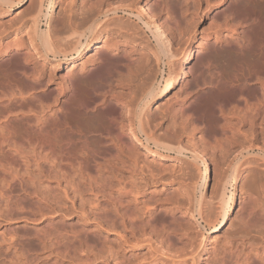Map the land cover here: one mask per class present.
Wrapping results in <instances>:
<instances>
[{"label":"bare ground","instance_id":"obj_1","mask_svg":"<svg viewBox=\"0 0 264 264\" xmlns=\"http://www.w3.org/2000/svg\"><path fill=\"white\" fill-rule=\"evenodd\" d=\"M19 1V5L24 2V0ZM50 1L47 12L42 13L47 21V29L41 31L36 27L34 31L36 43H40V47H45L48 51L47 57L52 56L55 59L63 57L66 60L65 65H69L86 55L94 37L103 33L108 34L105 39L99 38L93 44L96 52L91 56L100 64L87 71L89 75L95 74L99 80L100 90H95V98L87 102L81 101L82 99L76 100L74 92L69 97L65 93L64 98L66 96L68 98L63 101L55 100L61 106L55 116L60 117L58 120L61 119L62 122L56 119L57 124L56 122L52 124L53 117L46 118L44 115L50 107L43 104L48 95L47 84L44 81L46 78H43V74L39 75L40 72H36L35 69L29 71L26 67L14 66V59H17L15 55L18 54L16 51L13 54L11 50H6L5 55L0 56L2 60L0 67H4L7 77V81L0 82V104L3 106L13 104L14 106L16 102L21 101L25 104L28 100L38 104L36 111L30 109L29 112H33L31 115H28V112V114L22 112L0 117V218L7 224L5 230L11 231L14 234L13 237H16V241L11 242L7 247V252L0 247V264H43L46 258L48 260L44 264H48L52 261L50 256L65 257L70 252L81 254L88 249L91 242V237L88 235L81 236L77 233H73L72 236L64 235L63 214L60 213L61 204L57 196H52L53 201L50 202L45 192L39 193L27 187L20 176L15 159L20 157L26 164L24 159L29 152L37 160L38 171L45 180H49L56 169L62 171V167H75L76 169L78 166L80 168L78 174L86 176L90 172L89 166L98 171L101 161L114 152L117 158L112 162L114 163L112 170L108 169L107 174L117 182V185H113L112 188L115 196L111 209L112 230L117 237V244L124 248L129 247L131 237L140 233L142 237L149 238L148 242L154 240L159 245L158 252L171 258L173 264H177L175 259L180 260L185 254L180 253L177 248L178 241L181 237L183 238V234L179 233L180 231L175 226L176 219L181 216L178 214L175 203H171L170 206L167 204L168 207H165L147 198L142 203L133 205L130 200L133 190L124 182L123 187H120L122 184L120 175L130 173L134 176L142 173L144 168L140 166L139 145L145 148L147 156L155 158L163 155L151 149L152 144L158 150L175 152L181 156L189 152L190 149L185 148L180 142L177 146L164 145L162 147L163 145H160L156 130L152 129L148 109L157 97H168L175 87L185 82L193 71L199 69L192 67L195 54L198 56L201 52L209 53L211 48L216 50L223 41L226 45L233 44L235 47L233 50L235 53H233L242 60L250 55L253 60L248 61L249 65H243V63L241 66H235L227 76L218 72L213 78L205 79L200 75L201 78H197L192 86L194 95L183 101L175 110L180 120L179 131L184 134L192 129L193 132L206 133L211 116L217 111L220 114L225 113L226 102L221 99L215 100L211 107L209 106L210 108L202 104V100H206L209 93L214 90L220 91L221 94L222 92H230V94L235 92L245 103L250 102L249 100L253 97L255 108L253 117L261 118L264 111V9L262 8L264 0H240L242 3L249 4L250 7L244 9L247 7L244 5L239 11L229 12V15L224 18L223 27L215 31L214 35L205 36L196 51L191 45L187 46L188 51L182 62L178 57L186 49V44H181L183 40L181 42L179 33L185 12L183 9L177 11L173 8L172 0H158L159 14L165 17L162 22L159 17L146 16L144 11H139L135 4H121L116 7L107 4V9H105L106 5L100 4L101 9L83 14L77 23L74 14L69 16L68 24L66 23L68 34L64 33L65 35L58 37L51 34L49 27L57 0ZM175 1L182 5L183 1ZM193 1L198 4L204 2L208 8H212L213 0ZM0 2L6 5L13 3L9 0H0ZM225 31L229 32L227 38L223 37ZM143 34L148 35V39L141 37ZM139 40L141 42L147 40L145 49L149 52L146 53L145 50H140L133 45ZM35 49L38 51L39 47L38 50ZM26 54L28 53L21 55L28 57ZM153 60L157 65L164 63L171 70L164 79V84L161 83L162 85L157 82L158 73L152 69ZM199 61L208 68V71H211L210 61ZM79 73L80 70L76 72V74ZM60 92H65L64 88L59 90L58 95ZM72 104L75 105L77 112L73 118L68 119L73 115H70ZM91 114H96L94 116L98 120L97 126H86V128L83 127L84 129L78 128L79 130H73V127L69 126L71 124L69 120L77 123L85 122L88 125L86 121L90 120ZM20 115H22L21 118H12ZM125 130H128L131 136L127 135ZM201 159L204 174L203 179L202 175L200 177L201 197L195 203V212L204 224L206 223L205 230L210 234L220 231L227 219L228 212H225L227 201L226 194L218 200L220 202L215 206L208 205L209 202L204 201L206 198H203V193L211 182V176L207 160L204 157ZM237 170L234 169L233 173L231 171L232 179L237 177ZM150 179V184L153 185L160 181L154 172ZM154 191H151L150 197L156 194ZM229 201L232 205L233 194ZM211 212L216 213L214 214L216 217H213ZM159 214H165L170 220L158 221L157 215ZM52 215L56 217L52 219ZM98 224L99 227H103L102 223ZM42 225L46 230H40ZM176 242H178L177 245ZM249 247L252 250L246 254V264H264V242L262 241L256 248L252 245ZM233 248L230 253L224 254L225 256L218 260V264H235L234 261L240 259L237 258L240 252L237 255V249ZM46 250L49 251L44 259L43 255ZM131 257L127 254L119 255L116 251L113 254V263L131 264L125 259L130 261ZM155 262L152 260L149 264Z\"/></svg>","mask_w":264,"mask_h":264},{"label":"rangeland","instance_id":"obj_2","mask_svg":"<svg viewBox=\"0 0 264 264\" xmlns=\"http://www.w3.org/2000/svg\"><path fill=\"white\" fill-rule=\"evenodd\" d=\"M9 1L13 2L9 3L10 7L9 4L6 5V3L0 2V56L5 55L6 50H11L13 54L18 52L20 54L15 55L17 59H14V66L26 67L29 71L35 69L36 72H40L39 75L43 74L49 92H47L48 95L43 104L45 103L44 105L50 107L44 115L46 118L52 116V124L55 122L57 124L61 119L58 120L60 117L55 116V113L61 106L55 100L63 101L74 92L76 100L80 101L82 99L81 101L87 102L95 98L94 92L100 90L99 80H97L95 74L89 75L87 71L96 68L100 64L92 57L96 52L93 44L99 38L105 39L108 34L103 33L100 35L101 37H94L89 44V47H91L84 57L65 65L66 60L63 57L58 59L52 56L47 57L48 51L44 46L40 47L41 44H37L34 37L36 27L40 28L41 31L47 29V21L42 13L47 12L46 9L51 1L24 0L21 5H19V0ZM181 1H183L182 5L172 0L173 8H176L177 11L183 9L185 12V18L181 21L179 33L181 42L183 40L181 44H186V46L184 45L186 49L178 57L181 62L188 51V47H190L189 45L196 51L197 46L205 36L214 35L215 31L223 27L224 18L229 15V12L231 13L232 10L239 11L244 5L247 6L244 9L250 7L249 4L242 3L240 0H213L212 8H208L204 2L198 4L193 0ZM129 3L131 5L135 4L139 11L143 10L146 16L159 17L161 22L165 19L159 14L160 5L158 0H57L56 8L49 21L51 34L54 37L65 35L69 31L67 30L68 17L73 14L76 16L77 23L83 14L101 9L100 4L106 5L105 9H107V4L116 7L121 4L128 5ZM255 5L254 7H256ZM262 8L264 9V5H262ZM143 30L145 31L144 28ZM148 35L150 34L148 33ZM148 35L143 34L141 37L148 39ZM227 35H229V32L225 31L223 37L227 38ZM145 41L147 40L143 42L139 40L133 45L140 50H145L147 53L149 50L145 49L147 45ZM36 45H38L39 50ZM218 46L220 47L216 50L211 48L209 53L201 52L198 56L195 54L192 67L199 69L193 71L185 82L175 87L168 97H157L148 109L152 129L156 130L160 145H163L162 147L164 145H168V147L169 145L177 146L180 142L185 148L190 149L189 152L181 156L175 152L158 150L152 144L150 148L159 151L163 155L155 158L147 156L145 148L139 145L140 166L144 168L142 173L134 176L130 173L120 175L122 180L120 187H123L124 182L133 190L130 196L133 205L151 198L156 204L165 207L175 203L178 214L182 216V213H184L182 217L178 215L180 217L177 216L178 219L175 221L177 230L183 234V238L181 237V240L178 241L179 243L176 242L179 249L177 250L185 254L182 259H175L177 264H218V260L230 253L233 247L234 250H238H236L237 255L240 252V256L237 257L240 259L234 262L239 261L237 264H246V254L252 250L249 246L252 245L256 248L262 241L264 242V111L261 118H254L253 97L249 100L250 102L245 103L235 92L230 94V92L223 93L221 91V94L220 91L218 93L217 90H214L209 93L210 95L208 94L209 96L207 95L206 100H202V104L211 107L215 100L221 99L226 102L227 107L224 114L217 111L211 116L207 134L199 131L193 132L192 129L183 134L178 128L180 120H178L175 110L180 107L183 101L194 95L192 86L197 78H201L200 75L205 79L213 78L218 72L227 76L235 66H241L243 63V65H249L253 60L250 54L243 60L234 54L235 47L233 44L226 45L223 41ZM23 53L24 55L28 53L26 54L28 57H22ZM195 56L199 58L197 59ZM199 60L210 61L211 71H208L204 64H200ZM1 63L2 60H0ZM151 66L158 73L157 82L164 84V79L171 71L170 68L162 62L157 65L154 60ZM79 70L80 73L76 74ZM3 81H7L6 72L4 67H0V82ZM63 88L65 92H60L58 95L59 90ZM65 93L68 97L64 98ZM36 106H38L37 103L29 102V100L25 104L21 101L20 103L16 102L14 106L13 104L10 106L0 104V117L22 112H28L29 114H27L31 115L33 112H29L30 109L36 111ZM70 109V115H73L72 117L69 116L68 119L73 118L75 112H77L74 104ZM94 115L96 114H91L90 120L86 121L88 125L85 122L77 123L74 120H69V124L71 123L69 126H72L73 130L84 129L86 126L91 125L97 126L98 120ZM21 116L12 118H21ZM125 132L131 136L128 130H125ZM203 157L207 160L211 176V182L206 186L203 193V198H206L204 201L209 202L208 205L212 206L213 204L215 206L224 194H226L227 201L225 208V212H228L227 219L222 224L220 231L210 234L205 230L206 223L204 224V221L195 212V203L201 197V188L199 187L202 183L200 177L202 175L203 179L204 174V165L201 162ZM25 158L26 164L23 163L20 157L15 159L20 176L30 190L39 193L45 192L50 202L53 201L52 196L59 198L60 213L63 214L64 220V235L72 236L73 233H77L81 236L88 235L91 237L88 249H85L81 254L70 252L65 257L61 255L58 258L52 255L49 257L52 261L48 264H114L113 254L116 251L122 256L125 254L128 257L129 255L132 256L129 258L130 261L125 258L131 264H149L152 260L156 261V264H173L171 258L158 252L159 245L154 240L148 242L149 238L147 236L142 237L140 233L131 237L129 247L124 248L117 244V237L113 233L111 223V209L114 202L113 197L115 196L112 188L113 185H117V182L108 177L107 174L108 169L112 170L114 164L112 162L116 161L117 158L114 152H111V156H107L104 161H101L98 171L89 166L90 172L88 173L90 174L86 172L87 175L82 176L78 174L80 170L78 166L76 167L77 170L75 167H73L74 169L72 167H62V171L56 169L55 171L58 172L54 171L49 180L42 179L37 168V160L30 152ZM234 169H238V174L235 179H232L231 171L233 173ZM152 172L160 179L159 183L156 184L157 186L150 184ZM233 180L234 182H232ZM151 191L156 193L153 197L149 196ZM232 194L233 204L231 205V201L228 202V200H230ZM210 202L213 203L210 204ZM194 207L195 209H193ZM211 213L213 217H216L214 215L216 213ZM51 217L54 219L56 216L52 215ZM157 217H159L158 221L160 222L161 219L170 220L165 214H159ZM99 222L103 224V227L98 226ZM6 227V222L0 218V247L5 252H7V247L10 246L11 242L16 241V237H13L14 234L7 229L5 230ZM40 230L44 231L46 228L42 225ZM47 251L49 250H46L43 255L44 259L48 255ZM9 253L11 252L9 251ZM175 256L179 255L175 254ZM47 260L46 258L44 263Z\"/></svg>","mask_w":264,"mask_h":264}]
</instances>
